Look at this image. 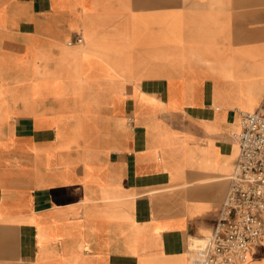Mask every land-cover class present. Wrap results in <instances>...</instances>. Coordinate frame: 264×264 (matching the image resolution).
<instances>
[{
    "label": "crops",
    "instance_id": "0c3cea01",
    "mask_svg": "<svg viewBox=\"0 0 264 264\" xmlns=\"http://www.w3.org/2000/svg\"><path fill=\"white\" fill-rule=\"evenodd\" d=\"M258 109L264 0H0V264H196Z\"/></svg>",
    "mask_w": 264,
    "mask_h": 264
},
{
    "label": "built area",
    "instance_id": "2783aa9c",
    "mask_svg": "<svg viewBox=\"0 0 264 264\" xmlns=\"http://www.w3.org/2000/svg\"><path fill=\"white\" fill-rule=\"evenodd\" d=\"M240 123L229 188L213 234L193 245L196 264H245L250 246L264 244V109L241 110Z\"/></svg>",
    "mask_w": 264,
    "mask_h": 264
}]
</instances>
